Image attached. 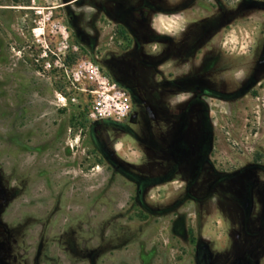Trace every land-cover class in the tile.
<instances>
[{
    "label": "rangeland",
    "instance_id": "rangeland-1",
    "mask_svg": "<svg viewBox=\"0 0 264 264\" xmlns=\"http://www.w3.org/2000/svg\"><path fill=\"white\" fill-rule=\"evenodd\" d=\"M129 1L126 21L124 0H0V264H197L200 241L236 236L225 180L246 209L241 177L264 165V0H185L171 16ZM64 29L69 66L98 65L130 97L127 120L90 122L45 70Z\"/></svg>",
    "mask_w": 264,
    "mask_h": 264
},
{
    "label": "flooded vegetation",
    "instance_id": "flooded-vegetation-1",
    "mask_svg": "<svg viewBox=\"0 0 264 264\" xmlns=\"http://www.w3.org/2000/svg\"><path fill=\"white\" fill-rule=\"evenodd\" d=\"M140 1L143 4L141 10L146 11L148 16L153 14V11H156L158 8L160 10L157 13L180 12L185 5V0H181L175 5H171L167 0ZM124 2H129L127 7L123 10V15L125 16L124 19L126 20L130 14L129 10L133 9V6L130 4L131 1L129 0H124ZM128 20L129 18L126 21ZM185 36L186 37L183 40L177 41L178 46L180 45L184 47L185 45H190L196 39V37L192 35L190 36L189 34ZM172 42L173 41L170 39H163V43L168 47V54L170 53V48L174 46L172 45ZM216 58L213 66L217 64ZM199 80L208 83L209 87H211L204 91V95H207L208 97L216 95L214 92L216 91L215 86L217 80H215L213 76L207 79L200 76ZM200 86L197 85L194 88L199 89ZM251 87L252 85L250 84L246 85L244 91H249ZM200 100H202V97L196 92L195 96L192 97L188 103L197 104ZM184 144H186L184 145L185 147L191 150V144L188 143V145L185 142ZM207 148V143L205 141H200L197 148L200 159L197 163V167L200 171L203 170L204 161L202 159L208 153ZM178 166L180 167V164H178ZM256 171L255 177H241V182L243 183L244 191L246 192V209L236 194V178L232 175L225 180L227 182V188L225 189L227 195L223 211L226 209L228 213L230 223L232 224L229 228V233L236 235L233 239L235 241L230 240L222 251L215 249L210 244L200 241V243H198L199 246L197 245L198 247H195L197 248V264H234V262L239 264H264V165H259L256 168ZM222 184H224V182H222L221 185ZM211 192H213V190H211ZM256 208L258 209V215L254 213ZM235 224H237V226H234Z\"/></svg>",
    "mask_w": 264,
    "mask_h": 264
},
{
    "label": "built area",
    "instance_id": "built-area-1",
    "mask_svg": "<svg viewBox=\"0 0 264 264\" xmlns=\"http://www.w3.org/2000/svg\"><path fill=\"white\" fill-rule=\"evenodd\" d=\"M62 41L60 45L50 48L48 45L40 54L41 59H50L44 61L45 70L52 67L59 71L66 78L65 84L69 93L74 92L78 95H84L87 103V119L90 122H124L132 112L130 97L127 93L114 84L100 69V67L90 60H81L74 67H70L67 62L72 54H77L79 47L71 48L69 43V34L64 29L61 33ZM53 60V64L51 60ZM74 94V95H75ZM58 100L65 103H78V97L72 99L66 98L63 93L58 95Z\"/></svg>",
    "mask_w": 264,
    "mask_h": 264
},
{
    "label": "crops",
    "instance_id": "crops-1",
    "mask_svg": "<svg viewBox=\"0 0 264 264\" xmlns=\"http://www.w3.org/2000/svg\"><path fill=\"white\" fill-rule=\"evenodd\" d=\"M182 11H180V12H178V11H176V12H167V13H165V14H167V15H177V14H180ZM205 140H203V141H205L206 143H207V145L209 146V145H211V141H212V138H214V135L212 134V132H210V135H206L205 137ZM209 139V140H208Z\"/></svg>",
    "mask_w": 264,
    "mask_h": 264
},
{
    "label": "trees",
    "instance_id": "trees-1",
    "mask_svg": "<svg viewBox=\"0 0 264 264\" xmlns=\"http://www.w3.org/2000/svg\"><path fill=\"white\" fill-rule=\"evenodd\" d=\"M13 2L16 4L20 3L19 0H13Z\"/></svg>",
    "mask_w": 264,
    "mask_h": 264
}]
</instances>
